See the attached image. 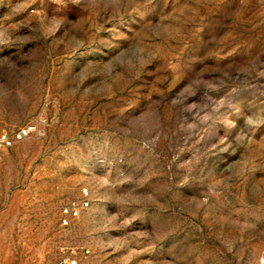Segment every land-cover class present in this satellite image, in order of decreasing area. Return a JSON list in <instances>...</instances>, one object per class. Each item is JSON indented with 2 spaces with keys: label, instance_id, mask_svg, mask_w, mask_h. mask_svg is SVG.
Segmentation results:
<instances>
[{
  "label": "rangeland",
  "instance_id": "rangeland-1",
  "mask_svg": "<svg viewBox=\"0 0 264 264\" xmlns=\"http://www.w3.org/2000/svg\"><path fill=\"white\" fill-rule=\"evenodd\" d=\"M73 256L264 264V0H0V264Z\"/></svg>",
  "mask_w": 264,
  "mask_h": 264
},
{
  "label": "built area",
  "instance_id": "built-area-1",
  "mask_svg": "<svg viewBox=\"0 0 264 264\" xmlns=\"http://www.w3.org/2000/svg\"><path fill=\"white\" fill-rule=\"evenodd\" d=\"M86 254L89 253V250L88 249H85L84 251ZM53 264H80L79 260L76 258V257H69V258H65V259H62V260H59Z\"/></svg>",
  "mask_w": 264,
  "mask_h": 264
}]
</instances>
